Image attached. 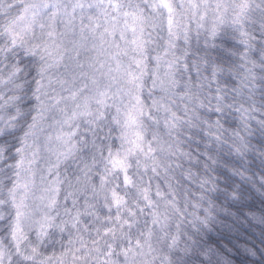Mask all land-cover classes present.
Here are the masks:
<instances>
[{
  "label": "clouds",
  "instance_id": "1",
  "mask_svg": "<svg viewBox=\"0 0 264 264\" xmlns=\"http://www.w3.org/2000/svg\"><path fill=\"white\" fill-rule=\"evenodd\" d=\"M0 264H264V0H0Z\"/></svg>",
  "mask_w": 264,
  "mask_h": 264
}]
</instances>
